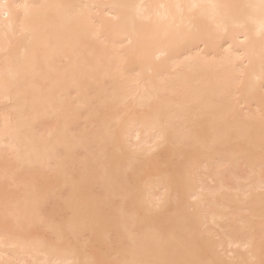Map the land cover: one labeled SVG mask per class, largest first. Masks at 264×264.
<instances>
[{
    "label": "bare ground",
    "instance_id": "6f19581e",
    "mask_svg": "<svg viewBox=\"0 0 264 264\" xmlns=\"http://www.w3.org/2000/svg\"><path fill=\"white\" fill-rule=\"evenodd\" d=\"M0 264H264V0H0Z\"/></svg>",
    "mask_w": 264,
    "mask_h": 264
}]
</instances>
